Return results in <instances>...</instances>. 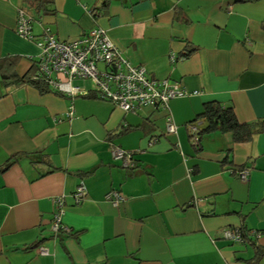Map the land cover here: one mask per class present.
<instances>
[{
	"label": "crops",
	"instance_id": "1",
	"mask_svg": "<svg viewBox=\"0 0 264 264\" xmlns=\"http://www.w3.org/2000/svg\"><path fill=\"white\" fill-rule=\"evenodd\" d=\"M43 2L38 16L35 6L26 12L30 0H0V59L17 58L19 76L40 54L17 33L24 11L36 37L49 28L67 41L100 27L133 65L200 95L172 100L169 111L125 113L95 96L6 87L0 78V168L20 155L0 173V264H264V132L238 144L215 131L196 147L188 131L210 102L232 107L240 123L264 120V0ZM112 144L136 154L134 170L113 159ZM81 182L87 196L77 204ZM112 190L125 203L108 201ZM57 200L71 234L51 230ZM232 227L260 237L233 244L221 238Z\"/></svg>",
	"mask_w": 264,
	"mask_h": 264
},
{
	"label": "built area",
	"instance_id": "2",
	"mask_svg": "<svg viewBox=\"0 0 264 264\" xmlns=\"http://www.w3.org/2000/svg\"><path fill=\"white\" fill-rule=\"evenodd\" d=\"M33 23V17L20 11L17 33L34 41L40 49V54L34 61L36 72L32 81L44 82L58 94L71 98L94 95L125 113H137L143 108L169 111L172 100L200 95L199 91L188 92L169 79L152 77L144 66L133 65L123 57L106 31L100 27L93 28L79 38L61 41L49 28H44L42 35L36 37ZM176 60V55L171 54L172 63ZM75 81H90L91 90L74 85ZM67 115L69 118L74 116L73 106ZM200 128L198 123L188 125L191 142L196 147L200 144ZM166 129L169 135L177 133V126L170 112L166 115ZM111 154L114 160L121 161L124 168H135L134 152L112 144ZM249 173L250 169L245 168L238 176L242 181H247ZM86 196L87 188L81 182L74 192L76 203L80 204ZM106 199L116 207L126 201L125 196L117 190H112ZM57 204L58 210L54 214L51 230L55 235L61 232L71 234L70 228L62 222L65 213L62 200H57ZM250 236L259 238L260 234L241 227L225 228L221 231V238L233 244H245ZM39 254L46 256L49 252L46 248H41Z\"/></svg>",
	"mask_w": 264,
	"mask_h": 264
},
{
	"label": "trees",
	"instance_id": "3",
	"mask_svg": "<svg viewBox=\"0 0 264 264\" xmlns=\"http://www.w3.org/2000/svg\"><path fill=\"white\" fill-rule=\"evenodd\" d=\"M110 0H105L104 5ZM43 0H30L32 7L26 8V12L32 14L33 7L35 6L37 15L42 14ZM94 14L95 12L92 11ZM195 49L188 50L183 55L184 57L190 56ZM17 58H5L0 59V78L6 87L21 86L24 84H29L40 92H50L51 89L47 84L41 81H32V77L36 72L35 65L29 73L24 76H19L16 72ZM94 96V95H90ZM96 97V96H95ZM97 98V97H96ZM199 120L205 122V126L200 128V136L202 134H209L215 131H220L222 133H230L233 136L235 143H247L250 142L254 135L264 132V120L254 122V123H240L235 115L232 107L225 108L217 102H210L204 105L203 111L196 117L195 121L192 123H197ZM191 123V124H192ZM136 155V154H135ZM20 155H14L11 159L0 168V173L6 172L10 169L19 159ZM138 164H136L135 168ZM135 168L131 169L134 170ZM262 257L261 250L258 251L256 260Z\"/></svg>",
	"mask_w": 264,
	"mask_h": 264
},
{
	"label": "rangeland",
	"instance_id": "4",
	"mask_svg": "<svg viewBox=\"0 0 264 264\" xmlns=\"http://www.w3.org/2000/svg\"><path fill=\"white\" fill-rule=\"evenodd\" d=\"M80 84H81V82H79V81L74 82V85H80Z\"/></svg>",
	"mask_w": 264,
	"mask_h": 264
}]
</instances>
